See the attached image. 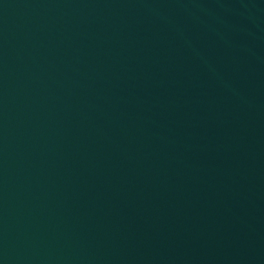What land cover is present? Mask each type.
<instances>
[{
	"label": "water",
	"instance_id": "95a60500",
	"mask_svg": "<svg viewBox=\"0 0 264 264\" xmlns=\"http://www.w3.org/2000/svg\"><path fill=\"white\" fill-rule=\"evenodd\" d=\"M0 264H264V0H0Z\"/></svg>",
	"mask_w": 264,
	"mask_h": 264
}]
</instances>
